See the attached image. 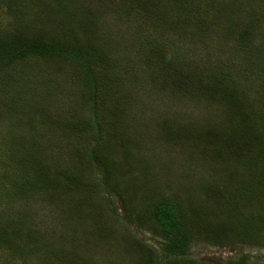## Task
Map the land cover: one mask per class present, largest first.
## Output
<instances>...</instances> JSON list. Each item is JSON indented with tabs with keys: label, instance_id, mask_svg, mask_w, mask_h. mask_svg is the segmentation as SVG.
Returning <instances> with one entry per match:
<instances>
[{
	"label": "rangeland",
	"instance_id": "374dc122",
	"mask_svg": "<svg viewBox=\"0 0 264 264\" xmlns=\"http://www.w3.org/2000/svg\"><path fill=\"white\" fill-rule=\"evenodd\" d=\"M6 1L9 0H0V33L10 31L15 21L12 11L1 4ZM16 1L21 4V13L24 0ZM97 1L100 0L93 1L91 9L103 13L104 27L117 32L119 38L124 34V41L128 39L130 32L125 30L128 25L120 23L109 6ZM235 13L228 15L230 20H237L239 15ZM202 22L210 28L208 35L197 38L192 34L193 29L180 34L179 38L174 37L177 52L172 49V53L180 52L193 67L211 68L212 71L204 72L213 80L214 72L219 69L222 76L219 84L233 92L236 100L243 97L251 112L254 110L263 118L264 45L259 42L262 40L259 35L264 38V22L250 39L259 42L257 46L263 48L260 52L243 45L240 39L229 40L225 25L209 22V18ZM60 64L63 63L30 58L0 71V193L8 190L11 195L0 199V231L5 227L10 231V226L20 230L12 237L18 252L17 248L0 245V264H141L143 259L136 245L144 242L149 248L143 250L153 248L158 254L162 241L124 221V201L139 203L143 196L149 195L154 197L151 200L194 201L206 208L207 187L224 188L233 181L251 182L254 176L264 172V162L250 171V167L231 157V153L222 154L206 145L222 129L232 126L227 117L228 108L221 100L208 99L193 91L191 96L179 97L170 72L156 80L144 77L136 78L138 82L119 84L112 77L115 83L112 87L122 92V99L109 105H117L116 110H107L108 106L104 113V121L114 123L103 131V140L108 150L113 145L108 138L114 130L119 138V142L113 143L120 149L111 150L116 166L111 181L121 201L111 188L102 186V174L95 172L90 164L89 135L80 138L73 131L77 123L88 120V112L80 94L72 92L76 66L68 61ZM76 74L79 78L78 71ZM160 80L165 82L159 84ZM106 89L112 92L110 86ZM123 98L127 100L125 104ZM126 143L125 155L129 157L122 153L127 149ZM27 144L29 155L22 151ZM36 155L48 160L46 164L54 163L55 170H69L81 184L98 185L97 189H75L70 193L62 189L36 190L35 173L26 171L31 166L28 159ZM23 180L27 185L21 183ZM258 190L251 191L257 195L254 206L240 209L243 216L238 219L246 216L245 213L257 216L264 211V206L259 204L264 189ZM85 196L93 197V201L91 206H83L80 218L74 208ZM226 214L234 213L226 210L221 215ZM99 223H102L100 228ZM242 255H247L251 264H264L261 247H213L201 241L189 253L193 260L212 264Z\"/></svg>",
	"mask_w": 264,
	"mask_h": 264
},
{
	"label": "trees",
	"instance_id": "16d2710c",
	"mask_svg": "<svg viewBox=\"0 0 264 264\" xmlns=\"http://www.w3.org/2000/svg\"><path fill=\"white\" fill-rule=\"evenodd\" d=\"M93 1L95 0H24L25 6L21 13V4L16 0L1 2L12 11L15 21L10 31L0 33V71L30 58L63 63L60 65H65L64 61H68L76 66L80 77H77V71L72 75L75 80L72 92L74 95L80 94V100L88 112V120L77 123L73 126V131L80 138L86 133L89 135L87 154L93 170L102 174L103 187L111 188L112 193L117 194L122 201L111 181L112 171L116 167L111 150L120 149L119 145L117 147L113 143L119 142V138L114 130L108 138L113 144L108 150H105L107 144L103 140V131L114 123L104 121V113L109 105L122 99V92L112 87L115 85L112 77H116L120 81L116 84H119L138 82L136 78L141 80L144 77H154L156 80L170 72L173 82L177 83L173 88L179 92V97L191 96L193 91L208 99L221 100L228 108L227 117L232 126L230 129H222L223 132L211 138V143L206 142V145L213 146L211 148L214 151L222 154L231 153V157L243 161L250 167V171L264 162V116L261 115V118L254 110L251 112V106L247 105L243 97L236 100L233 92L219 84L222 80L219 69L214 72L216 75L213 80L204 72L212 71L211 68L203 69L197 65L193 67L186 62L185 56L181 57L180 52L178 55L172 53V49L177 52L174 37L179 38L180 34L191 32V29L195 37L205 36L210 28L202 21L208 18L209 22L216 25H225L224 30L229 40L240 39V43L250 46L251 50L262 51L263 48L257 44L260 42L264 45V38L259 35L262 40L255 43L250 39L256 36L260 24L264 22V0L97 1L98 4L109 6L112 13L118 15V21L128 25L125 30L130 32V36L125 41L124 34L119 38L117 32L104 27L103 13L91 9L95 3ZM231 12L234 15H237L235 12L238 13L236 21L229 19ZM126 41H131V44L128 45ZM98 66L100 70L97 71ZM162 82L165 81L160 80L159 84ZM108 86L112 88V92L105 90ZM161 87L159 89L162 90ZM235 91H239L238 88ZM123 99L125 104L127 100ZM109 109L116 110L117 105L109 106L107 110ZM174 122L178 125L177 120ZM124 145L127 149L122 152L123 155L128 152V144ZM22 151L29 155V144ZM28 160L31 166L26 171L35 173L36 190L39 188L48 192L62 189L70 193L75 189H97L96 184L90 186L79 183L69 170H55L54 163L46 164L48 160H44L42 156H31ZM21 183L27 185L25 181ZM257 188L264 189V172L254 176L251 182L233 181L224 188L207 187L206 208H201L194 201L182 203L173 198L151 200L154 197L145 195L139 203L124 201V217H120L162 241L158 254L151 247V251L143 250V247L149 248L144 242L140 241L136 245L143 259L141 264H212L190 258L191 247L204 241L213 247L244 245L264 248V211L257 216L245 213L246 216L238 219L243 216L240 209L254 206L257 195L251 191L258 192ZM9 197L11 195L8 190L0 193V199ZM91 198L93 197L88 199L85 196L75 206L74 211L78 213L76 216L81 218L83 206H91ZM260 199V206H264V195ZM223 210L231 211L234 217L221 215ZM216 215L218 217L215 218ZM101 226L102 223H99V228ZM19 233V229L11 226L10 231L6 227L2 228L0 245L17 248L12 237ZM221 264L251 263L247 255H242L238 259H227Z\"/></svg>",
	"mask_w": 264,
	"mask_h": 264
}]
</instances>
